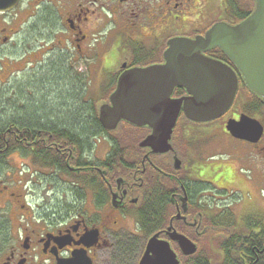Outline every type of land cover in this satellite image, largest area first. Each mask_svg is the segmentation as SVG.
Listing matches in <instances>:
<instances>
[{"label":"flooded vegetation","instance_id":"1","mask_svg":"<svg viewBox=\"0 0 264 264\" xmlns=\"http://www.w3.org/2000/svg\"><path fill=\"white\" fill-rule=\"evenodd\" d=\"M250 1L16 0L9 8L8 4L0 3V85H9L17 77L24 79L28 72L32 77L47 68L51 72L59 63L72 78L85 79V84H78L96 95L90 94V100L93 105L97 102L99 108L109 102L122 72L164 63V51L171 38L193 39L203 36L215 23L239 22L234 19L232 3L240 2L242 9L247 10ZM56 23L60 24L59 29ZM40 24L47 30L41 32ZM25 85L13 84L10 88L24 92L28 83ZM80 88L79 95L84 97ZM183 95L185 92L174 93L175 98ZM232 109L220 117L225 119L220 124L225 125L229 118L238 119L240 110L229 114ZM216 120L192 121L181 111L169 140L171 149L163 153H153L149 147L140 146L150 134V128L133 127L140 132L135 142L138 149L130 148V153L119 161L107 160L110 142L117 133L109 132L105 136L101 124V129L93 131L90 138H75L74 142L53 134L44 138L42 130H37L35 137H24L28 145L8 158L17 156V165L12 169L9 162L11 168L0 177V215H3L0 216V264H57L60 260H72V264H111L108 250L116 253L112 264L118 260L137 264L136 259L155 234L168 240L172 249L179 252L178 244L168 237L169 225L193 241L199 252L201 243L207 239L205 230L222 229L217 223L224 215L232 218V225L224 227L225 235L213 238L217 254L228 253L233 260L230 264L238 258L241 264H251L248 246L253 242L245 243L244 249L237 248L233 231L246 226L244 234L238 235L246 238L250 231L255 232L261 236L264 250V213L255 207L259 193H264V122L258 141L230 136L234 142L227 140L226 146L212 138ZM206 131L212 141L205 137L200 145L199 140L205 139L201 135ZM116 138L132 145L131 138ZM105 142L108 148L104 151ZM210 144L214 153L208 164L200 158ZM30 147L35 151L33 156L26 153ZM41 150L56 152L51 165L42 163ZM56 157L65 162L57 163L60 159ZM63 165L66 173L60 169ZM61 184L64 189L73 190L71 194H61L67 190L59 192ZM150 186L164 189L159 202L164 201L168 209L166 224L146 234L136 222L140 214L137 208L145 192L151 196L147 191ZM40 189L52 195L45 199ZM201 192L210 193L203 210L198 205ZM261 206L264 211V202ZM128 220L132 223L130 227ZM210 221L214 225H206ZM122 234L132 244L139 242L137 249L125 247ZM224 237L230 243L226 242V248L221 249L218 242ZM133 253L131 261L129 255ZM125 255L127 259L121 260ZM188 257L180 255V259Z\"/></svg>","mask_w":264,"mask_h":264},{"label":"water","instance_id":"2","mask_svg":"<svg viewBox=\"0 0 264 264\" xmlns=\"http://www.w3.org/2000/svg\"><path fill=\"white\" fill-rule=\"evenodd\" d=\"M16 0H0L8 8ZM254 9L245 19L230 25L218 22L195 39L174 37L164 51V63L130 68L119 75L109 103L101 104L98 119L104 128L115 129L120 121L151 129L141 142L153 153L171 149L169 143L179 113L192 121H209L222 116L232 105L238 88L234 70L206 51L218 47L236 66L248 89L264 102V0H253ZM6 8V7H5ZM176 88L185 91L173 97ZM225 128L236 138L256 142L263 126L242 113L228 119ZM184 255L196 252L187 236L167 229ZM69 260L57 264H72ZM138 264H181L168 240L150 237Z\"/></svg>","mask_w":264,"mask_h":264},{"label":"trees","instance_id":"3","mask_svg":"<svg viewBox=\"0 0 264 264\" xmlns=\"http://www.w3.org/2000/svg\"><path fill=\"white\" fill-rule=\"evenodd\" d=\"M253 9V3L250 1L248 5V9L244 8V10L241 7L240 2H233L232 3V11L234 13V19L239 21L244 19ZM210 56L220 59L223 61L229 60L228 57L220 50L215 49L213 52L209 53ZM227 62V61H226ZM58 65V63H57ZM57 65L53 68H57ZM51 68V70L53 69ZM62 73L65 75V78L69 79L70 81V93L68 98L69 101H72L74 103H70L73 105L70 108V111L67 112H59L58 114L55 113L54 108L50 103L47 101V107L46 106H40V108L36 107H27L26 110H21L19 108H16L15 103H11L13 98H16L18 100V104H23L25 94L21 89L20 92L17 88H13V90L9 87L7 84H1L0 85V175L2 174V171L4 168H7L9 165L10 155H13L14 152L20 151L21 148L24 145H28L23 140L24 137H35V132L37 130H42L44 138H47L48 134H53L57 137H61L63 139H66L69 142H74L73 139H86L90 138L89 136L93 131H99L101 129L100 122L98 120V114L96 107L93 105L92 101L90 100V93L89 91H84V85L80 88V85L78 83L85 84V79L83 81L74 79L71 76V73L68 72L67 69L62 65H60ZM49 72V68L46 69L44 73H40L39 75L35 76L28 82V88L29 93L33 94L36 93V86L34 83L36 82H42L40 86H51V88H55L57 76L52 75V79H47V75ZM52 73V72H51ZM44 78L46 80H44ZM39 82V83H40ZM51 84V85H49ZM82 92H84V97L79 95V88ZM5 87H8L9 89H6ZM241 87L242 89H247V87L244 85L243 80L241 79ZM248 90V89H247ZM182 90L178 89L177 92L180 93ZM56 90H51L49 92L50 96L55 94ZM22 93V94H20ZM247 96L242 97L243 100H241L240 108L243 112L254 115L259 114L264 117V102L261 97L258 95L252 93L248 90ZM7 95V96H6ZM6 96V98L4 97ZM6 100L8 102H6ZM36 102V101H34ZM8 103V105H6ZM5 106H9V108L15 109L14 113L8 116L6 114V108ZM49 105V106H48ZM24 106V105H21ZM18 106V107H21ZM35 108V110H34ZM32 112H30V110ZM2 111V112H1ZM5 113V116H4ZM105 131V136L110 135L109 131ZM45 132V133H44ZM127 138H130L134 140L133 146L125 140V143L119 139L117 135H114L115 139L110 142L111 148L110 152L107 156V160L111 159L119 161L124 156L130 153L129 149L132 147H138L136 146L135 142L138 140V136H133L132 133H127ZM114 143V145H113ZM33 145V144H32ZM26 153L31 154L32 156L35 155V151L30 147ZM41 153L44 157L43 164L44 165H51L52 163V157L55 155V151H43L41 150ZM43 159V158H42ZM60 159V160H56ZM53 159L56 160L57 163H64L65 160L62 158ZM111 161V160H110ZM9 168V167H8ZM61 171L63 173H66L67 170L65 169L64 165L60 167ZM63 186V185H62ZM64 187V186H63ZM67 189V190H66ZM62 191L59 189V192L67 193V195L71 194L73 190H70V188H63ZM147 191L149 193H152L151 196H148V194L145 192V195H143L142 203L137 208V211L140 213L138 215L137 224L141 226L142 230L146 234H150V232L156 230L159 228L158 226L162 224H166L165 215H167V205H165V202L160 199L161 202H159V197H161L164 194V189H155V186H150L147 188ZM75 192V190H74ZM199 205V204H198ZM199 210H203V206H199ZM171 214V210H168ZM225 213V211L223 212ZM205 216H209L208 214ZM224 215L221 219H219L220 222L217 224L222 226V229H225L224 227L232 225V218ZM214 220V219H213ZM215 221V220H214ZM214 221L207 222L206 225H214ZM260 225V223H259ZM203 227V225H202ZM246 226H243L242 229L240 228L238 231H233L234 237L233 240L239 249H244L245 243H250L251 246H248L249 253L251 254L250 262L251 264H264V250L262 251L261 246V236H257L255 232L250 231V234L248 237L243 238V236H240L238 234H244ZM264 227V226H263ZM226 234V233H225ZM224 234V235H225ZM193 238H198V236L193 235ZM205 241H208L206 239ZM226 238H222L220 243V248L225 249ZM230 243V241L228 242ZM209 243L206 244V246L200 245V251L197 253L196 256H189L188 259L182 261V264H230V262H233V260L230 259L229 254L225 253L222 255L217 254L218 252L215 249L206 248ZM125 247L128 249H137L138 243L132 244L131 240L130 242L127 239V243H125ZM254 247V248H253ZM253 248V249H252ZM209 249L211 252L207 251ZM228 249V247H227ZM260 250V252H259ZM134 255V253H133ZM235 255V256H234ZM234 257L238 258V254H234ZM134 260V256L131 261ZM234 264H241L239 258L235 261Z\"/></svg>","mask_w":264,"mask_h":264},{"label":"rangeland","instance_id":"4","mask_svg":"<svg viewBox=\"0 0 264 264\" xmlns=\"http://www.w3.org/2000/svg\"><path fill=\"white\" fill-rule=\"evenodd\" d=\"M56 28L59 29L60 28V24H57L56 23ZM45 30H47V28L44 25L40 24V31L41 32H44ZM43 36L44 35H41V37H43ZM51 72L49 70L48 75H47V79H52V77H51L52 75H56L57 76V81H56L55 88H53V87L51 88V86L50 87L47 86V87L44 88V86H40V84L42 82H40V81H39L40 83L39 82H36V83H34V85L36 86V93L34 92L33 94H30L29 93L30 92L29 91V88L28 89H25L24 93L27 94V95H25L23 104H20L19 105L18 104V100L16 98L11 99L12 100L11 103L12 104L15 103L16 108H19V109L21 108L20 109V111H21V110H26L27 107H31V106L32 107H36V108H38V107L40 108V106H46L47 107V104L45 102V101H47L48 103H50L53 106L51 108H54L56 114H58L59 112L61 113V112L70 111V108L73 106L70 103H74L72 101H69L70 99L68 98L69 93H70V81H69V79L65 78V75L62 73L59 63L57 65V68L56 69L53 68L51 70ZM31 78H34V77H32L30 75V72L25 73L24 74V79L21 78V77H17L14 80L9 81V87H11L13 84L14 85L17 84L18 86H20L23 83L26 84L25 85V87H26L27 86V83H28V80L31 79ZM44 80H46V79L44 78ZM49 85H51V84H49ZM89 88H91V87H89ZM51 90L52 91L53 90H56L55 94H53L52 96L49 95L50 94L49 92H51ZM89 93L93 97H96V95L93 94L90 91V89H89ZM20 94H22V93H20ZM6 96H4V97L6 98ZM34 101H36V102H34ZM6 102H8V101L6 100ZM6 105H8V103ZM21 105H24V106H21ZM18 106H21V107H18ZM0 107H1V105H0ZM4 107L6 108L5 110H6V114H8V116H10L11 114H13L14 111H15V109H12L11 110L9 108V106H5L4 105ZM235 109H236V107H233L232 111H229V114H231L233 111H235ZM32 110H30V112H32ZM34 110H35V108H34ZM4 116H5V113H4ZM254 117H258V116L255 114ZM224 121H225V119H223V118H217L216 124H215L216 133L212 135V138L215 137V141H217V143H219V144H225L226 146H228V144L226 143V141L227 140L229 141L231 139V137H230L231 135L227 133V131L225 129V125L220 124V123H223ZM123 131H124V135H122V137L124 139H125V133H132L133 136H139L140 135V132L139 131L136 132V131H133V130H130V129H127V128H124ZM206 133H202L201 137L202 138H205V137L209 136V132L206 131ZM207 138H209V140L212 141V139L210 137H207ZM205 140H206V138L199 140V144L201 145L203 142H205ZM231 142H234V141H231ZM131 143L133 145L134 144V141L132 140ZM104 144H105L104 145V151H105L108 148V145H107L106 142ZM213 149L214 148L212 147V145L211 146H207V148L204 150V154H203L204 157L203 158H200L199 157L200 160L202 162H204V163H208L209 164L210 162L208 160L211 159L210 155H212L214 153V150ZM218 157L223 158L221 156H218ZM218 157H215V158H218ZM18 159L19 158L17 156H13L9 160L10 164L12 165V169H14L15 166L17 165ZM211 162H214V161H211ZM58 187L60 189H63V186L62 185H58ZM42 189H40L41 190V195H43L45 199H46L47 196L52 195V193L49 192V191L45 192V194H44V192H43ZM208 194H210V193L209 192H201L199 194V199L203 202V204H207L208 203V201H209V195ZM263 195H264L263 192L262 193H259V197L260 198H259L258 201H255V207L258 210H260V211H262L264 213L263 206H261L262 202H264L263 201V197H262ZM59 196H60V193H57L58 199H59ZM53 199H55V195L53 196ZM39 200H41V196H40ZM0 214H2V213H0ZM0 216H3V215H0ZM128 224H129V227H130V225L132 224L131 223V220H128ZM225 233H226L225 230H221L220 229V230L213 231L212 229L207 228L205 230V232H204V236L208 239V241H204L203 243H201V245L202 246H206V244L209 243L206 248L215 249L216 246H215V241H214L213 238L214 237L220 238V236H222ZM122 237L125 239V235L124 234H122ZM140 242L143 243V240H140ZM207 251L211 252L209 249H207ZM137 253H138V251H136V256L138 257V254ZM107 254L110 255L108 257V259H109L110 263L112 264L113 263L112 262L113 261V256H115L116 253H112L110 250H108ZM132 258H133V256H132ZM120 259L123 260V261H125L127 259L126 258V255L123 258H120ZM116 264H123V263L120 260H118V261H116Z\"/></svg>","mask_w":264,"mask_h":264}]
</instances>
